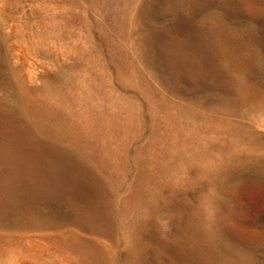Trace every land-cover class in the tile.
I'll use <instances>...</instances> for the list:
<instances>
[{
    "label": "rangeland",
    "instance_id": "1",
    "mask_svg": "<svg viewBox=\"0 0 264 264\" xmlns=\"http://www.w3.org/2000/svg\"><path fill=\"white\" fill-rule=\"evenodd\" d=\"M0 264H264V0H0Z\"/></svg>",
    "mask_w": 264,
    "mask_h": 264
}]
</instances>
